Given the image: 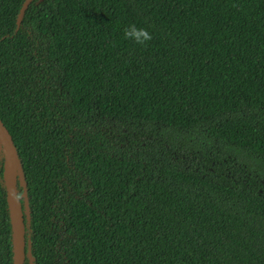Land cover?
<instances>
[{"label": "trees", "instance_id": "obj_1", "mask_svg": "<svg viewBox=\"0 0 264 264\" xmlns=\"http://www.w3.org/2000/svg\"><path fill=\"white\" fill-rule=\"evenodd\" d=\"M23 2L0 0L23 264H264V0Z\"/></svg>", "mask_w": 264, "mask_h": 264}, {"label": "water", "instance_id": "obj_2", "mask_svg": "<svg viewBox=\"0 0 264 264\" xmlns=\"http://www.w3.org/2000/svg\"><path fill=\"white\" fill-rule=\"evenodd\" d=\"M31 0H24L19 14L18 24ZM0 147L2 148L4 165L3 176L7 193V204L12 229V264H23L25 257L24 221L22 205L17 194V183L23 188V199L27 215L29 214L28 198L24 174L12 137L0 120Z\"/></svg>", "mask_w": 264, "mask_h": 264}, {"label": "clouds", "instance_id": "obj_3", "mask_svg": "<svg viewBox=\"0 0 264 264\" xmlns=\"http://www.w3.org/2000/svg\"><path fill=\"white\" fill-rule=\"evenodd\" d=\"M124 36L131 38L138 44H143L152 39V35L147 29L138 27L136 24H129L124 30Z\"/></svg>", "mask_w": 264, "mask_h": 264}]
</instances>
